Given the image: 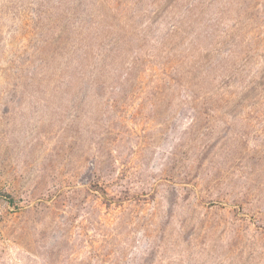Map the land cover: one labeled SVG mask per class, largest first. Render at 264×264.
<instances>
[{
  "label": "rangeland",
  "instance_id": "1",
  "mask_svg": "<svg viewBox=\"0 0 264 264\" xmlns=\"http://www.w3.org/2000/svg\"><path fill=\"white\" fill-rule=\"evenodd\" d=\"M0 264H264V0H0Z\"/></svg>",
  "mask_w": 264,
  "mask_h": 264
}]
</instances>
